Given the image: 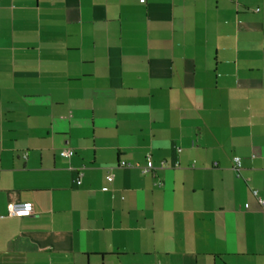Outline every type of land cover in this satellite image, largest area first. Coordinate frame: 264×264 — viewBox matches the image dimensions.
<instances>
[{
  "label": "crops",
  "instance_id": "1",
  "mask_svg": "<svg viewBox=\"0 0 264 264\" xmlns=\"http://www.w3.org/2000/svg\"><path fill=\"white\" fill-rule=\"evenodd\" d=\"M260 199L264 0H0V264H264Z\"/></svg>",
  "mask_w": 264,
  "mask_h": 264
},
{
  "label": "built area",
  "instance_id": "2",
  "mask_svg": "<svg viewBox=\"0 0 264 264\" xmlns=\"http://www.w3.org/2000/svg\"><path fill=\"white\" fill-rule=\"evenodd\" d=\"M180 150V149H178ZM69 150H63L62 154L66 155L68 154ZM234 165L236 168H240L241 167V160L239 157H234ZM147 164L141 167V171L143 173H150L153 172V170L155 169V166L151 163L150 161V157H148L147 159ZM121 166H129L130 164L127 163L125 160H121L119 163ZM178 165V164H177ZM107 179L109 181L113 180V175L109 174L107 176ZM254 193L256 194L257 191H254ZM261 205H262V209L264 210V201H262L260 199ZM7 210H8V215L10 216H16V217H26V216H30L33 211H34V207L33 204L29 201H22V202H10L7 206Z\"/></svg>",
  "mask_w": 264,
  "mask_h": 264
}]
</instances>
